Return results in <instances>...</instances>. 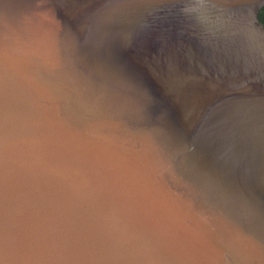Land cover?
<instances>
[{
    "label": "water",
    "instance_id": "95a60500",
    "mask_svg": "<svg viewBox=\"0 0 264 264\" xmlns=\"http://www.w3.org/2000/svg\"><path fill=\"white\" fill-rule=\"evenodd\" d=\"M0 264H264V0H0Z\"/></svg>",
    "mask_w": 264,
    "mask_h": 264
},
{
    "label": "clouds",
    "instance_id": "9594fccd",
    "mask_svg": "<svg viewBox=\"0 0 264 264\" xmlns=\"http://www.w3.org/2000/svg\"><path fill=\"white\" fill-rule=\"evenodd\" d=\"M201 2L203 3L204 0H201ZM180 7H181V9H183L185 7V5L182 3ZM238 35L241 37L242 40H244L250 46L254 45V41L250 40V38L248 36V33H247L246 28H245L244 25H241V28L239 30Z\"/></svg>",
    "mask_w": 264,
    "mask_h": 264
}]
</instances>
